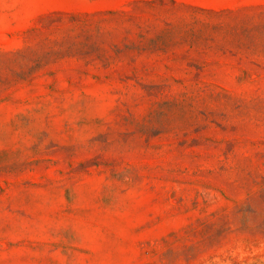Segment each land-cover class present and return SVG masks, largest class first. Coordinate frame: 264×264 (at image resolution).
Segmentation results:
<instances>
[{
    "label": "rangeland",
    "instance_id": "1",
    "mask_svg": "<svg viewBox=\"0 0 264 264\" xmlns=\"http://www.w3.org/2000/svg\"><path fill=\"white\" fill-rule=\"evenodd\" d=\"M0 264H264V0H0Z\"/></svg>",
    "mask_w": 264,
    "mask_h": 264
}]
</instances>
